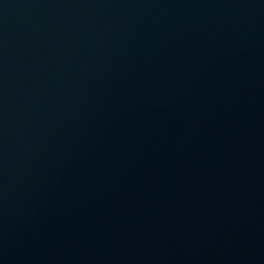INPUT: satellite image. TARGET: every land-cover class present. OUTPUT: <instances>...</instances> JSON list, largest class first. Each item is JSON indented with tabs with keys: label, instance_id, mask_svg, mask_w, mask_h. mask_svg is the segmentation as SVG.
I'll use <instances>...</instances> for the list:
<instances>
[{
	"label": "water",
	"instance_id": "obj_1",
	"mask_svg": "<svg viewBox=\"0 0 264 264\" xmlns=\"http://www.w3.org/2000/svg\"><path fill=\"white\" fill-rule=\"evenodd\" d=\"M0 264H264V0H0Z\"/></svg>",
	"mask_w": 264,
	"mask_h": 264
}]
</instances>
